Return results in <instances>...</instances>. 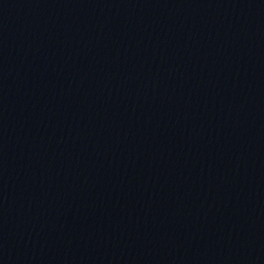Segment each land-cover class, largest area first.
Returning a JSON list of instances; mask_svg holds the SVG:
<instances>
[{
  "label": "water",
  "instance_id": "95a60500",
  "mask_svg": "<svg viewBox=\"0 0 264 264\" xmlns=\"http://www.w3.org/2000/svg\"><path fill=\"white\" fill-rule=\"evenodd\" d=\"M0 264H264V0H0Z\"/></svg>",
  "mask_w": 264,
  "mask_h": 264
}]
</instances>
